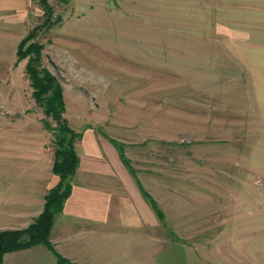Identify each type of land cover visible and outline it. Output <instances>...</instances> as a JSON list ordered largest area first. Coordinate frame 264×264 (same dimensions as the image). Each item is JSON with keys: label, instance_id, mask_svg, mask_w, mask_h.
Wrapping results in <instances>:
<instances>
[{"label": "rangeland", "instance_id": "374dc122", "mask_svg": "<svg viewBox=\"0 0 264 264\" xmlns=\"http://www.w3.org/2000/svg\"><path fill=\"white\" fill-rule=\"evenodd\" d=\"M49 2L36 39L65 117L114 139L152 210L66 253L51 240L65 264H264V0ZM46 18L37 1L30 27ZM27 61L1 80L2 109L37 119L54 155Z\"/></svg>", "mask_w": 264, "mask_h": 264}, {"label": "crops", "instance_id": "0c3cea01", "mask_svg": "<svg viewBox=\"0 0 264 264\" xmlns=\"http://www.w3.org/2000/svg\"><path fill=\"white\" fill-rule=\"evenodd\" d=\"M36 5L37 0H0V82L14 73L18 45L31 29ZM2 93L0 85V96ZM0 105V230L25 228L39 216L46 194L60 178L53 168L55 157L47 150L46 132L37 119L8 120L2 109L7 106L1 101ZM82 131V138L75 142L80 164L72 191L50 233L63 253L65 247L78 245L91 232L117 235L140 230L152 213L112 137L93 126ZM45 262L56 264L55 254L37 244L7 252L2 264Z\"/></svg>", "mask_w": 264, "mask_h": 264}, {"label": "trees", "instance_id": "16d2710c", "mask_svg": "<svg viewBox=\"0 0 264 264\" xmlns=\"http://www.w3.org/2000/svg\"><path fill=\"white\" fill-rule=\"evenodd\" d=\"M37 1L47 18L44 22L33 26L20 40L16 63L28 57L25 69L33 89L32 94L45 113V117L42 119L45 128L53 131L55 135L56 147L53 168L60 179L56 186L52 187L46 194L43 211L30 225L25 228L0 230V264H2L7 252L37 244L46 245L56 255L58 263L65 264V258L55 250L51 242L50 233L56 214L63 209L66 199L71 194L72 180L80 164L75 142L82 138L83 131L75 130L65 117L66 102L62 85L57 76L43 64L44 44L36 39L42 30L45 31L54 24L53 7L49 0ZM60 1L67 3L70 0ZM31 39L32 41L29 42ZM112 141L116 144L113 138ZM119 149L122 160L126 163L121 147ZM151 201L158 215L162 216L163 214L154 200Z\"/></svg>", "mask_w": 264, "mask_h": 264}]
</instances>
